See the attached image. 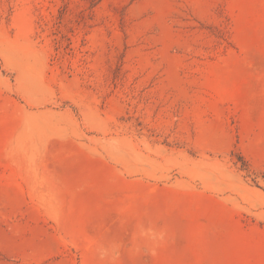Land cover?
I'll list each match as a JSON object with an SVG mask.
<instances>
[{
	"label": "rangeland",
	"instance_id": "1",
	"mask_svg": "<svg viewBox=\"0 0 264 264\" xmlns=\"http://www.w3.org/2000/svg\"><path fill=\"white\" fill-rule=\"evenodd\" d=\"M0 264H264V0H0Z\"/></svg>",
	"mask_w": 264,
	"mask_h": 264
}]
</instances>
